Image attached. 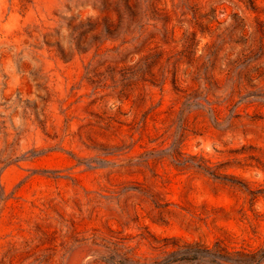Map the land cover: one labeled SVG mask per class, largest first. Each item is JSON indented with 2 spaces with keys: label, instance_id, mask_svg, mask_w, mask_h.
<instances>
[{
  "label": "rangeland",
  "instance_id": "obj_1",
  "mask_svg": "<svg viewBox=\"0 0 264 264\" xmlns=\"http://www.w3.org/2000/svg\"><path fill=\"white\" fill-rule=\"evenodd\" d=\"M0 264H264V0H0Z\"/></svg>",
  "mask_w": 264,
  "mask_h": 264
}]
</instances>
